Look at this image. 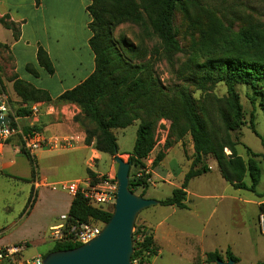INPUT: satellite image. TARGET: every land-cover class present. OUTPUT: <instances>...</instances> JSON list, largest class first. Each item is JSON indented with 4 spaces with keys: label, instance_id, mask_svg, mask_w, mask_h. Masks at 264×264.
Returning <instances> with one entry per match:
<instances>
[{
    "label": "rangeland",
    "instance_id": "1",
    "mask_svg": "<svg viewBox=\"0 0 264 264\" xmlns=\"http://www.w3.org/2000/svg\"><path fill=\"white\" fill-rule=\"evenodd\" d=\"M172 26L178 50L169 55L162 51L159 40L148 23L145 25L134 22L120 23L112 30V40L117 51L129 63L146 65L144 73L150 74L157 81L166 97H172L177 90L185 89L196 112L206 122L208 130L214 129L217 131L218 138H222L225 136V131L220 114L222 111L226 112V84L223 81L201 84L197 79L202 75L203 65L208 60L231 57L242 52L250 55L255 52L259 54L260 48L253 41L248 42L244 35L252 36L253 32L264 27V0H181L173 11ZM131 47H134V51L138 54L136 57L133 56L134 51ZM3 53L7 57V62H10L9 54L4 50H0V58L3 57ZM235 88L242 106L243 123L238 130L229 131V136L232 141L236 142L237 153L244 161L250 157L247 149L258 154L254 158L257 160L261 175L256 192L233 188L225 182L216 161L210 155L204 160L209 170L192 178L188 189L197 194H213V199L208 200L207 205L203 204V213L208 217L210 225L218 223L220 232L205 244L207 247L211 250L222 248L223 261H227L224 250L226 246H230L239 257V261L234 264H264V219L261 222L260 218L261 214L264 218V213L258 209V204L264 202V159L261 156L264 152L262 110L264 80H261L255 87L242 83L236 84ZM3 92L8 97L10 109L15 113L18 103L9 92L6 90ZM138 122L135 121L125 128L113 129L119 153L131 152ZM85 125L90 129L93 127L87 121ZM251 126L257 134L252 131ZM154 127H156L154 148L152 147L148 152V157L143 159V166H134L131 169L134 173L137 168L141 169L147 165L150 168L152 183L145 187L132 186V189L137 195L143 194V197L157 194L159 198H165L171 194L172 184L180 186L183 173L190 167L193 157L192 143L188 133L180 139L177 137L169 119H159ZM161 148L165 150V154L173 149H178L180 152L178 162L169 163L165 168L169 175L163 174L165 177L163 181L167 184L157 180L155 174L151 172V169L156 172L162 171L152 166L150 159L151 157L153 159ZM223 152L226 155L230 154L227 148H224ZM120 157L127 161L128 156L120 155ZM148 159L151 161L149 162ZM93 165V169L99 174L115 175L116 163L113 157L109 160L107 158L94 160ZM27 169V159L19 155L12 170L24 173ZM245 181L249 182L248 176ZM20 185L22 188V184ZM23 192L24 190L20 194H16L15 190H13L14 194L12 190L0 192V227H9L7 231L1 232L2 235H7L8 238H26L24 241L30 242L23 253L29 257L35 252L32 238L37 237L38 234L40 236L46 234L45 244L39 246L38 251L52 247V243L47 239L48 231L45 233L43 228L53 218V215L40 213L37 208H31L28 214L21 215L27 199V194L24 195ZM190 199L194 207L201 202L194 197ZM32 201L33 198L30 203ZM6 206H9V210ZM153 208L158 209L160 216H169V222L177 225V229L186 230V238L199 233L192 209L189 211L178 209L180 214H171L166 206L155 204L140 211L135 223L141 225L146 213ZM12 221L14 223L10 225ZM7 222L9 223L6 224ZM187 240L185 244L180 243L179 252L169 251L166 245L167 249H164L161 256L152 264H211L205 261V256L201 253L194 254L191 260L188 254L191 249H196V240L191 239L190 241L188 238Z\"/></svg>",
    "mask_w": 264,
    "mask_h": 264
},
{
    "label": "trees",
    "instance_id": "2",
    "mask_svg": "<svg viewBox=\"0 0 264 264\" xmlns=\"http://www.w3.org/2000/svg\"><path fill=\"white\" fill-rule=\"evenodd\" d=\"M37 1V0H36ZM181 0H89L86 11L90 16L88 28L91 36L88 45L94 54L93 71L79 84L71 89L65 90L58 97V101L70 102L80 108V115L74 117L80 121L85 130V143L92 144L97 151L108 154L114 158L117 150L116 137L113 129L125 128L139 121L136 136L131 152L128 153L127 161L130 163L129 188L149 183L146 177L135 178L131 172L134 166H143V159L148 157V152L155 145L154 125L159 119H169L180 139L189 134L192 142V160L190 167L183 175L179 187L171 191V195L159 200L161 205H175L179 208L186 207L184 200L185 188L191 178L200 176L207 172L209 167L204 160L212 156L222 178L233 188L245 189L256 192V186L260 179V168L254 158L258 154L247 149L250 157L247 161L237 153L236 142L232 141L229 131L238 130L243 123L242 106L239 95L235 88L236 84H249L255 87L264 80V27L252 33V36L244 35L248 42H254L260 48L259 54L253 55L245 52L234 54L217 60H208L203 65L202 75L198 82L216 83L223 81L227 87L225 101L226 112H221V123L225 136L218 138L217 131L208 130L206 122L196 112L190 96L185 89H179L172 97H166L163 89L158 85L150 74H145L146 65H132L117 51L113 40V28L123 22H134L141 25L148 23L153 34L159 40L161 49L166 54L178 50V43L172 26V15L176 5ZM0 23L7 29H11L14 38L18 37L16 25L0 17ZM133 51L134 47H131ZM133 56L138 54L134 51ZM37 61L49 74L53 73V65L47 52L38 46L36 53ZM26 69L34 75L38 73L26 65ZM13 89L20 97L25 106H19L15 110V117H23L30 114V105L39 100L49 101L47 91L35 88L30 83L12 78ZM264 115V101L262 103ZM92 124L88 128L85 122ZM10 127H16L14 119ZM252 131L257 134L253 126ZM24 133L39 130L38 127H22ZM21 140L19 141V145ZM227 148L229 155L223 152ZM31 165V175L35 174L34 159L23 149ZM162 148L156 153L152 160V166H156L165 156ZM118 153V152H117ZM264 159V152L261 153ZM147 166V165H146ZM143 167V168H146ZM140 169L137 168L136 170ZM135 170V171H136ZM134 171V172H135ZM94 177L95 173L90 172ZM249 177V182L245 181ZM143 196V194H139ZM31 200V199H30ZM258 209L264 213V202L260 203ZM110 210H101L90 206L80 193L72 197L68 215L72 219L86 221L88 218L99 219L106 222L111 216ZM78 245L54 244L43 254V257L54 250L70 249ZM157 254L152 229L145 225L134 224L133 230V253L131 262L136 260L137 264H149L153 256ZM228 259L239 261L229 248L224 250ZM222 259L220 249H214L205 253V261L216 264L217 259Z\"/></svg>",
    "mask_w": 264,
    "mask_h": 264
},
{
    "label": "crops",
    "instance_id": "3",
    "mask_svg": "<svg viewBox=\"0 0 264 264\" xmlns=\"http://www.w3.org/2000/svg\"><path fill=\"white\" fill-rule=\"evenodd\" d=\"M88 4L89 0H0V17H4L8 22H13L18 30V37L14 38L12 30L5 28L0 23V50L8 53L10 60L7 62L5 53L0 58V91L9 92L18 103V107L25 106L13 89L12 78L16 76L35 88L47 91L50 96L49 101L39 100L30 105V109L35 106L36 111L31 110L27 116L16 117L17 126L22 132V127H38L37 131L48 137L70 135L76 138L74 146L71 148H42L30 155L35 162L33 177L28 157L19 148L21 140L19 135L10 138L0 147V192L12 190V194H14L13 190H15L16 194H20L24 190L23 194H27V199L21 215L28 214L31 208H37L40 213L52 214L53 218L43 228L45 233L58 222L59 215L68 213L72 200L71 195L60 188H52L49 184L91 177L90 172L95 173V176L101 175L92 167L94 160L102 158L109 160L111 158L108 154L106 156L105 153L97 151L92 144L85 143L84 126L80 121L74 119L76 115H80V108L74 103L57 99L62 92L83 81L94 68V54L88 45L92 34L88 28L90 21V16L86 11ZM38 46L47 52L51 60L52 74H49L37 61ZM28 64L38 73L37 75L26 69ZM179 153L178 149H173L170 153L165 154L155 167L162 170L161 172L151 169L157 180L167 184L166 181H163L165 179L163 174L169 175L165 168L169 163L178 162ZM117 154L128 156V152H118ZM19 155L24 156L28 161V169L24 173L12 170ZM150 159L153 160L152 157ZM191 180L192 178L185 188L184 203L186 207L179 208L175 205L166 207L170 209L171 214H177L178 209L186 211L192 209L193 211L199 233L190 238L187 237L190 241L191 239L196 240V249H191L188 254L192 260L196 253L205 256L207 251H212L205 244L220 231L218 223L210 225L208 217L203 213V204L207 205L208 200L213 199V194L203 195L190 192L188 186ZM20 184H22V188ZM177 186L172 184V189ZM24 187L26 188L24 189ZM153 193L155 192L153 191ZM146 197L158 200L157 204H159V200L164 199L159 198L157 194H150ZM190 197L201 200L197 207L192 206ZM32 198L33 201L30 203ZM6 207L9 210V206ZM159 213L157 208L149 209L142 221V225L152 229L154 242L157 246V254L151 258L149 264L161 256L163 250L167 249L166 245H168L169 251L179 252L180 243L185 244L188 241L185 236L186 230L177 229V225L169 222V216H160ZM12 223L14 221L10 225ZM8 228L7 226L0 227V242L14 243L26 240V238H8L7 235H2L1 232L7 231ZM45 237L46 234L42 236L38 234L37 237L32 238L35 250L32 255L43 254L50 249L48 247L43 251L37 250L39 246L45 244ZM29 245L30 242H28ZM226 248H229L238 257L230 246H226Z\"/></svg>",
    "mask_w": 264,
    "mask_h": 264
},
{
    "label": "built area",
    "instance_id": "4",
    "mask_svg": "<svg viewBox=\"0 0 264 264\" xmlns=\"http://www.w3.org/2000/svg\"><path fill=\"white\" fill-rule=\"evenodd\" d=\"M36 109L35 106L31 108L33 111H36ZM0 113L10 114L16 119L15 113L10 109L8 97L3 91H0ZM16 135L21 137L19 148L29 155L42 148L68 149L74 146L76 140L75 136L70 135L48 137L37 130L24 133L18 126L10 127L9 125H4L0 127V147ZM134 177H146V182L151 183L150 168L146 166V168L136 170ZM49 186L60 188L72 197L80 193L92 207L110 211L114 209L117 191V181L114 174L107 173L83 179L50 183ZM260 218L261 222H263L262 214ZM104 224L105 222L93 218L79 221L70 218L67 213H63L59 215L58 222L49 228L47 239L52 245H81L95 238ZM27 247L28 241L24 240L14 243L0 242V264H41L43 254L24 256L23 253ZM132 264H137L136 260Z\"/></svg>",
    "mask_w": 264,
    "mask_h": 264
},
{
    "label": "water",
    "instance_id": "5",
    "mask_svg": "<svg viewBox=\"0 0 264 264\" xmlns=\"http://www.w3.org/2000/svg\"><path fill=\"white\" fill-rule=\"evenodd\" d=\"M14 120L10 114L0 113V127ZM117 181L116 200L110 218L100 233L87 243L70 249L47 253L41 264H132L133 229L140 211L155 205L158 200L137 195L129 188L130 163L114 151ZM216 264H234L233 259H217Z\"/></svg>",
    "mask_w": 264,
    "mask_h": 264
}]
</instances>
